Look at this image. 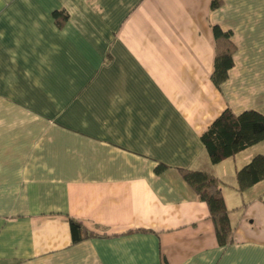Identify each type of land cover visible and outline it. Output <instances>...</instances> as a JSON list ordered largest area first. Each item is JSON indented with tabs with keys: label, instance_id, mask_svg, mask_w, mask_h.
<instances>
[{
	"label": "crops",
	"instance_id": "1",
	"mask_svg": "<svg viewBox=\"0 0 264 264\" xmlns=\"http://www.w3.org/2000/svg\"><path fill=\"white\" fill-rule=\"evenodd\" d=\"M220 1L0 0V264H264V179L236 178L264 140L216 164L201 142L264 114V0ZM179 169L223 183L230 244Z\"/></svg>",
	"mask_w": 264,
	"mask_h": 264
},
{
	"label": "trees",
	"instance_id": "2",
	"mask_svg": "<svg viewBox=\"0 0 264 264\" xmlns=\"http://www.w3.org/2000/svg\"><path fill=\"white\" fill-rule=\"evenodd\" d=\"M220 3V0H212L211 8H217ZM53 17L56 23L62 26L67 19V14L63 11H55ZM213 32L217 47L215 69L211 79L219 87L227 78V72L233 65L234 46L230 41L231 33L229 31L223 32L218 26H214ZM263 140L264 114L257 110H246L235 115L229 109H225L201 136V142L213 164L233 157ZM164 168V165H159L156 167V172H161ZM179 173L182 179L193 189L197 199L207 204L219 245L230 244L233 228L221 191L223 183L204 171L179 169ZM236 178L237 188L241 192L263 180L264 155L254 156L247 165L236 171ZM70 227L74 242L94 236L92 232L77 221L70 220Z\"/></svg>",
	"mask_w": 264,
	"mask_h": 264
}]
</instances>
